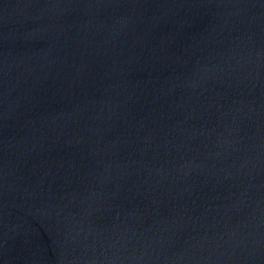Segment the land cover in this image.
<instances>
[{"label":"water","instance_id":"95a60500","mask_svg":"<svg viewBox=\"0 0 264 264\" xmlns=\"http://www.w3.org/2000/svg\"><path fill=\"white\" fill-rule=\"evenodd\" d=\"M0 264H264V0H0Z\"/></svg>","mask_w":264,"mask_h":264}]
</instances>
